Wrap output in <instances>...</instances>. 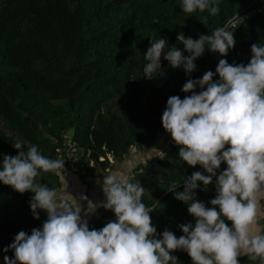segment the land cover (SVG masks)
<instances>
[{"label": "trees", "instance_id": "trees-1", "mask_svg": "<svg viewBox=\"0 0 264 264\" xmlns=\"http://www.w3.org/2000/svg\"><path fill=\"white\" fill-rule=\"evenodd\" d=\"M219 8V14L209 16L204 25L199 17L207 13L188 17L179 0H0V159L18 154L12 146L15 142L36 145L42 155L55 159L62 135L72 130L103 168L109 163L99 162V157L107 151L122 162L132 146L141 151L152 147L165 132L161 116L167 99H183L187 94L181 88L189 78L215 72L220 59L246 65L250 46L264 43V0H220ZM218 27L234 32L236 44L226 57L206 50L195 61L197 70L190 77L163 60L160 76L143 78L151 39L166 38L169 47L182 50L177 33L195 40ZM164 149V159L141 164L131 179L145 188L142 201L154 209L150 217L157 233L167 228L179 238L183 233L178 225L195 221L168 189L180 183L176 190L183 191V178L203 169L183 163L179 146ZM76 173L92 182L97 168L84 163ZM41 183L60 186L52 173L43 174ZM196 194L211 207L214 184ZM31 197L32 193L20 194L0 184L3 260L5 255L12 258L13 252L3 249L19 231L30 234L46 219L43 212L39 220L33 218ZM112 219L111 211L100 208L89 228L100 229ZM261 224L264 227V220ZM172 254L180 264H192L187 253ZM238 259L240 264H251L247 257Z\"/></svg>", "mask_w": 264, "mask_h": 264}, {"label": "clouds", "instance_id": "clouds-1", "mask_svg": "<svg viewBox=\"0 0 264 264\" xmlns=\"http://www.w3.org/2000/svg\"><path fill=\"white\" fill-rule=\"evenodd\" d=\"M179 3L188 17L206 12L199 17L204 25L220 11V0ZM233 33L218 27L194 40L179 32L176 39L182 50L169 47L166 38L151 39L142 76L146 80L160 76L163 57L170 68H182L190 77L206 50L227 56L236 44ZM250 52L246 65L220 59L215 72L183 84L181 92L187 94L183 99H167L163 129L179 146V159L203 169L183 178V191L176 190L180 183L168 189L195 221L178 225L183 235L177 238L167 228L157 233L150 217L154 209L142 201L145 188L126 175L124 166L103 176V202L82 196L80 200L86 201L82 208L41 183L45 173L62 175L64 159L48 158L36 145L15 142L12 146L18 154L0 159V184L20 194L32 193L33 218L39 220L43 212L46 219L30 234L21 230L14 236L3 249L13 252L12 258L4 256V264H180L172 254L176 251L187 253L192 264H240L239 257L264 264V227L260 226L264 220V43H253ZM213 184L215 198L206 207L196 193ZM98 208L111 211L114 219L90 230L87 217Z\"/></svg>", "mask_w": 264, "mask_h": 264}, {"label": "crops", "instance_id": "crops-1", "mask_svg": "<svg viewBox=\"0 0 264 264\" xmlns=\"http://www.w3.org/2000/svg\"><path fill=\"white\" fill-rule=\"evenodd\" d=\"M169 139H171L170 134L166 132L160 134L159 138L152 147L140 151L137 155L130 156L122 162H116L110 172H107L106 168L98 167L96 179L92 182L83 181L77 173L63 172L62 175H57L60 182L59 191L62 198L73 204H75L77 201L82 208H86V201L80 200V197L82 196L87 197V199L91 200L93 203L103 202L104 195L102 192V180L105 174H111L119 170L120 166L122 165L126 170V175H128V177L131 179L134 172L143 162L153 160L158 154L157 151L164 150L167 140ZM99 209L100 208H98L97 211ZM97 211L95 215L87 217L89 226L95 222ZM260 226L262 227L261 222ZM0 264H4V260L1 257Z\"/></svg>", "mask_w": 264, "mask_h": 264}, {"label": "built area", "instance_id": "built-area-1", "mask_svg": "<svg viewBox=\"0 0 264 264\" xmlns=\"http://www.w3.org/2000/svg\"><path fill=\"white\" fill-rule=\"evenodd\" d=\"M218 58L220 55L217 53ZM177 146L172 141V139L167 140L166 146ZM105 150V148H104ZM141 150L137 147L132 146L130 148L129 154L127 157L137 155ZM93 151L89 148L83 147L79 144L78 140L75 137V134L70 135V131L65 132L62 135L61 143L56 150V158L64 159V171L69 173H76L78 170V166L80 164L89 163L90 167L97 168L101 167L100 164H97L93 158ZM166 156V151L160 150L157 156L153 160H162ZM154 161L153 163H155ZM99 162L109 163V166L106 167V171L110 172L112 167L116 164V159L112 152L107 151L105 155H101L99 157ZM147 162H143L142 164H146ZM62 172V173H63ZM59 190V189H58Z\"/></svg>", "mask_w": 264, "mask_h": 264}, {"label": "rangeland", "instance_id": "rangeland-1", "mask_svg": "<svg viewBox=\"0 0 264 264\" xmlns=\"http://www.w3.org/2000/svg\"><path fill=\"white\" fill-rule=\"evenodd\" d=\"M163 61V57L161 58V62ZM74 134V132H73V130L72 131H70V135H73Z\"/></svg>", "mask_w": 264, "mask_h": 264}]
</instances>
